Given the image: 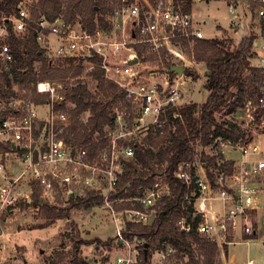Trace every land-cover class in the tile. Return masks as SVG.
I'll use <instances>...</instances> for the list:
<instances>
[{
  "label": "built area",
  "instance_id": "2783aa9c",
  "mask_svg": "<svg viewBox=\"0 0 264 264\" xmlns=\"http://www.w3.org/2000/svg\"><path fill=\"white\" fill-rule=\"evenodd\" d=\"M228 1L230 8L236 10V0ZM249 1L259 24L251 34L255 35L252 65L263 74L261 94L246 100L232 116L229 113L226 116L251 132L250 138L232 142L217 137L207 146L200 144L195 159L183 161L177 171L188 189L196 184L197 191L188 192L184 200L192 203L194 214L202 218L198 230L223 247L229 229L236 231L240 218L247 210L260 208L264 196V144L252 134L253 130L264 133V0ZM180 2L120 0L105 16V22L97 20L92 29L80 19L67 20L63 15L53 20L46 16L39 18L36 39L47 57L74 59L76 63L82 60V77L100 68L105 78L125 93L127 102L114 107L113 125L106 129V141L91 156L85 145L76 146L65 136L76 119L72 113L76 105L68 98L73 79H39L34 83L37 92L48 97L44 103H37L27 95L13 98L10 105L14 110L0 120V142L11 145L21 172L8 174L2 159L9 152L0 151V213L21 200H31L32 193H23L25 185L32 188L31 192L34 184L40 185L41 197L57 204L71 193L82 194L88 188L104 193L108 190L104 204L115 225L112 237L116 245L108 251L105 264H141L142 251L147 252L149 247L142 238H130L127 234L132 233V224H150L155 219L159 202L170 194V186L161 175L140 196L111 199L109 195L125 171L126 161L135 154L137 144L146 143L150 137L167 136L176 130L177 120H183L180 108L189 103L186 99L196 81L187 69L196 66L198 80L205 82L207 78L206 68L192 60L180 41L184 37L196 39L208 35L193 11L182 10ZM31 3L32 0H21L17 13L3 16L0 22V85L5 82L2 76L5 72L10 73L14 83L11 71L16 56L11 30L17 35L28 31ZM232 24L244 32L245 22L236 14ZM164 51L175 57L173 65H184L182 74L159 61L157 67L150 64L149 54L161 57ZM14 87L18 89L17 84ZM6 110L0 98V112ZM90 116L91 111L87 110L81 119L86 122ZM228 145L240 152L232 173L214 170L215 178H211L203 151L212 154L219 149L225 154ZM126 200L132 201V205L116 206ZM216 200L224 202L220 211L215 209ZM179 223L184 230H190L184 218ZM244 230L251 232V226L246 223ZM174 253L171 246L154 250L146 264H181ZM247 264H254V260L249 258Z\"/></svg>",
  "mask_w": 264,
  "mask_h": 264
},
{
  "label": "trees",
  "instance_id": "16d2710c",
  "mask_svg": "<svg viewBox=\"0 0 264 264\" xmlns=\"http://www.w3.org/2000/svg\"><path fill=\"white\" fill-rule=\"evenodd\" d=\"M20 1L0 0V22L3 16L17 13ZM180 1L182 10L193 11L195 0ZM119 3L120 0H32L28 31L17 35L11 30V43L16 56L11 71L14 83L9 72L2 74L5 82L0 85V98L7 110L5 113L0 112V120L14 110L10 105L13 98L27 95L37 103L46 102L48 97L38 93L34 87L39 79H73L74 85L68 98L76 105L72 110L76 119L65 136L76 146L85 145L90 155H95L106 141V129L113 125L114 107L126 104V95L115 83L105 78L100 68L87 75L94 82L93 90L88 80L82 77V60L76 63L74 59L52 60L47 57L36 39L38 20L41 16L53 20L63 15L67 20L80 19L92 29L97 20L105 22V16ZM254 39L255 35H246L238 45L231 35L181 39V48L193 54L197 61L205 63L207 78L204 87L208 96L202 104L190 102L180 108L183 120H177L175 131L165 137H150L146 143L137 144L135 154L126 161V169L109 195L111 199L140 196L161 175H164L170 186V194L159 202L155 219L150 224H132L130 227L133 231L127 234L130 238H142L149 247L147 252L142 251L141 264L149 262L152 251L165 250L168 246L175 249L174 257L181 264H224L218 241L198 230L202 218L194 214L193 204L184 200L185 195L195 189V182L188 189L177 171L183 161L195 159L200 144L207 146L217 137L232 142L249 140L250 133L246 129L235 124L232 119L219 117L218 113H236L246 100L256 99L261 94L263 74L251 63ZM149 57L158 58L160 64L168 68L174 63L172 56L166 55L165 51L161 57L154 53ZM187 71L198 80L199 72ZM15 84L18 89H15ZM87 110L91 111V116L85 122L81 114ZM0 151L11 152V145L0 142ZM203 157L208 161L207 170L211 178H215L214 170L232 173L235 160L227 158L221 150L217 149L212 154L203 151ZM42 193V187L34 184L31 200L19 202L38 208L45 221L41 227L70 217L72 208H88L105 202L104 191L93 188L86 189L85 194L71 193L66 201H59V204L47 200L41 202ZM131 205L130 200L116 204L117 207ZM182 218L190 225L189 231L181 227L179 221ZM232 232L230 228L226 235V250L229 242L233 241ZM256 237L247 236L248 239ZM97 244L110 251L116 242L110 236L106 240L98 239ZM56 256L58 259H54L51 264H91L79 254L78 246L68 260L63 252H56ZM108 258L107 253L102 259L103 264Z\"/></svg>",
  "mask_w": 264,
  "mask_h": 264
},
{
  "label": "rangeland",
  "instance_id": "374dc122",
  "mask_svg": "<svg viewBox=\"0 0 264 264\" xmlns=\"http://www.w3.org/2000/svg\"><path fill=\"white\" fill-rule=\"evenodd\" d=\"M235 2L236 10H232L228 0L194 1V16L200 21L208 36L231 35L234 43L238 45L244 36L251 34L252 29L259 28L257 13L251 8L250 1L236 0ZM234 14L245 22L244 32L238 31L237 26L232 24ZM188 55L198 63L199 67L206 68L205 63L197 61L193 54ZM149 59L152 66L159 65L157 58ZM191 68L197 71L196 66H191ZM85 78L94 90V82L88 77ZM194 80L196 81L193 82L186 100L189 103L204 102L208 96L204 82L196 78ZM226 114H228L226 111L219 112L218 116L227 118ZM233 114L235 112L229 113L230 116ZM252 134L255 139L263 141L264 144L263 132L253 130ZM225 150L230 158L240 155V152L230 145ZM2 161L7 164L5 170L8 174L18 175L21 172L18 158L11 152ZM21 180L26 182L24 178ZM23 189L24 194L32 193V188L26 185ZM82 194H85V191H82ZM66 200L67 197L62 201ZM223 204L222 200H216L215 209L220 211ZM70 211V217L41 227L45 221L35 206L18 203L3 210L0 213V264H51L54 259H58L56 252H63L65 259L68 260L76 246H78L79 254L86 261L103 263L102 259L108 251L97 246V240H106L115 233L114 222L105 204L88 208H72ZM239 222L237 230L231 233L233 241L229 242L228 249L226 250L220 244L224 264H247L249 258L254 260V264H264V204L258 209L247 210ZM246 223L251 226V232L244 230ZM251 235H257V237L247 240V236Z\"/></svg>",
  "mask_w": 264,
  "mask_h": 264
},
{
  "label": "water",
  "instance_id": "95a60500",
  "mask_svg": "<svg viewBox=\"0 0 264 264\" xmlns=\"http://www.w3.org/2000/svg\"><path fill=\"white\" fill-rule=\"evenodd\" d=\"M136 60H137V59H136ZM170 70H171V71H176V72L182 74V73L184 72V65H182V64H175V65H172V67H171ZM107 192H108V190L105 192V194H106ZM43 200H44L43 197H41V202H42Z\"/></svg>",
  "mask_w": 264,
  "mask_h": 264
},
{
  "label": "crops",
  "instance_id": "0c3cea01",
  "mask_svg": "<svg viewBox=\"0 0 264 264\" xmlns=\"http://www.w3.org/2000/svg\"><path fill=\"white\" fill-rule=\"evenodd\" d=\"M193 13H194V9H193ZM225 155H226V157L227 158H230V156H228V154L227 153H225ZM239 157V156H238ZM238 157H231V158H233V159H238ZM263 183H264V179H263ZM264 204V197H263V202H262V205ZM249 239H251V238H249ZM249 239H247V240H249Z\"/></svg>",
  "mask_w": 264,
  "mask_h": 264
}]
</instances>
